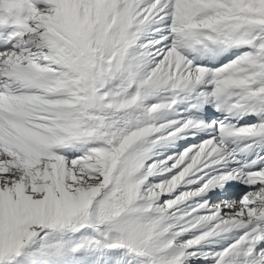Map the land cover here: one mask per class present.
<instances>
[{"label":"snow or ice","instance_id":"snow-or-ice-1","mask_svg":"<svg viewBox=\"0 0 264 264\" xmlns=\"http://www.w3.org/2000/svg\"><path fill=\"white\" fill-rule=\"evenodd\" d=\"M0 264H264V0H0Z\"/></svg>","mask_w":264,"mask_h":264}]
</instances>
